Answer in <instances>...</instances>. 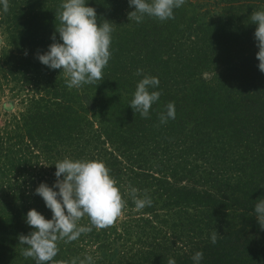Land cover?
<instances>
[{
	"label": "trees",
	"instance_id": "1",
	"mask_svg": "<svg viewBox=\"0 0 264 264\" xmlns=\"http://www.w3.org/2000/svg\"><path fill=\"white\" fill-rule=\"evenodd\" d=\"M62 2L9 0L7 13L0 5V101L7 89L23 95L22 108L0 116V264H36L18 237L34 230L31 209L52 218L34 193L56 182L65 157L104 161L122 193L136 188L152 205L136 210L125 196L120 218L60 241L49 264H194L197 251L200 264H264L254 211L264 197V73L249 19L264 0H185L174 19L140 23L128 18L129 0H86L101 23L113 22L112 55L101 80L71 89L36 58L53 43ZM144 75L160 81L148 118L130 107ZM169 102L175 119L162 124Z\"/></svg>",
	"mask_w": 264,
	"mask_h": 264
},
{
	"label": "clouds",
	"instance_id": "2",
	"mask_svg": "<svg viewBox=\"0 0 264 264\" xmlns=\"http://www.w3.org/2000/svg\"><path fill=\"white\" fill-rule=\"evenodd\" d=\"M184 3L185 0H129V6L135 11H131L128 18L137 23L142 22L145 16L167 21L174 19V10ZM0 5L4 13L9 11V0H0ZM59 8L55 14L60 21L56 33L62 43L57 41L54 33L48 51L38 52L36 58L51 70H61L70 89L95 84L103 78V70L111 59L113 22L104 19L101 23L96 9L88 6L86 0H63ZM249 19L252 25H256L254 36L259 49L256 58L259 70L264 73V10L253 11ZM142 73L143 70L138 69L136 75ZM159 83L158 77L148 75L138 82L130 104L134 113L149 117L150 109L161 96L160 91L151 89L158 88ZM166 108V113L159 117L162 124L170 118L175 119V103L169 102ZM54 166L57 169L56 182L51 187L42 182L34 193L42 197L53 213L52 218L46 219L35 208L31 209L26 223L34 230L18 237L19 244L26 246L22 255L33 258L36 264L52 262L58 254L60 241H75L81 234L90 233L93 227L103 229L111 226L127 207L125 196L130 194L136 210L152 205L151 198L138 196L136 188H131L130 193L127 190L122 193L118 181L102 160L65 157ZM254 211L260 228L264 230V197L256 201ZM85 216L89 218L90 226L80 224ZM218 234V231H213V244L217 243ZM203 258L202 251L192 256L194 264H200ZM55 264H77V260H58ZM79 264H92V257L86 256ZM168 264H176L175 259L169 258Z\"/></svg>",
	"mask_w": 264,
	"mask_h": 264
},
{
	"label": "rangeland",
	"instance_id": "3",
	"mask_svg": "<svg viewBox=\"0 0 264 264\" xmlns=\"http://www.w3.org/2000/svg\"><path fill=\"white\" fill-rule=\"evenodd\" d=\"M1 39H2V36L0 35V46L3 45ZM5 92H6V95L0 101V116L1 117L3 116V114H5L7 108L15 112L18 111L20 108H22L21 99L23 95H17L16 97L12 98V93L9 91V89H7Z\"/></svg>",
	"mask_w": 264,
	"mask_h": 264
}]
</instances>
